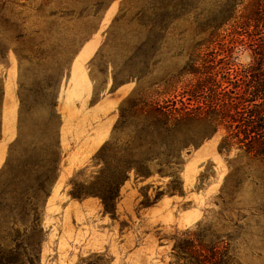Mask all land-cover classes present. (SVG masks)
I'll list each match as a JSON object with an SVG mask.
<instances>
[{
  "label": "rangeland",
  "instance_id": "1",
  "mask_svg": "<svg viewBox=\"0 0 264 264\" xmlns=\"http://www.w3.org/2000/svg\"><path fill=\"white\" fill-rule=\"evenodd\" d=\"M253 1L0 0V242L11 251L27 245L19 264H188L185 251H173L185 239L218 246L219 264H264V166L239 145L221 151L225 139L244 138L228 130L231 120L199 145L175 142V158L141 134L147 120L138 114L143 103L207 108L189 101L207 80L225 89L219 105L250 110L240 97L259 62L242 24ZM234 2L236 20L211 39L203 25ZM110 98L119 103L107 111ZM112 115L109 138L90 152ZM105 162L108 183L130 169L112 214L93 194L109 187L98 182ZM164 200L173 206L156 209Z\"/></svg>",
  "mask_w": 264,
  "mask_h": 264
},
{
  "label": "trees",
  "instance_id": "2",
  "mask_svg": "<svg viewBox=\"0 0 264 264\" xmlns=\"http://www.w3.org/2000/svg\"><path fill=\"white\" fill-rule=\"evenodd\" d=\"M234 4L233 6L232 3L227 4L226 7H229V9L222 10L219 16L211 21L208 20L209 22L207 21L203 25L205 27L203 29L204 33L211 31V39L215 38L214 32L224 28L229 22L236 20L237 4ZM242 27L245 28V33L251 40L252 49H254L253 53L258 56L259 62V65L253 69L252 81L246 86L243 95L240 97L242 106L245 103H249L253 107L250 110L243 108L244 110L240 112L241 110L238 111L235 105L226 106L224 103L219 105L221 100L217 95L219 93L218 90L225 89L216 85L215 82L211 85L210 80L198 82L189 96L190 103H192L193 99L198 100L201 98L208 101L209 105L207 108H202L201 106L192 108L191 104L189 106L182 104L180 108L176 106L167 108L159 104L148 105L143 103L142 105L140 103L142 106L138 109V114L147 120L141 130V134L150 136L159 146L160 152L165 154L173 152L175 153L174 157L178 158L179 153H176L178 152L176 150L178 146H176L175 142H180V145L184 148L190 145H199L223 125L220 120L230 119L231 122L227 126L228 130L231 131L235 126V129L238 130L237 134L243 135L244 138L239 139L238 142L225 139L220 145L221 151L231 150L233 146L239 145L247 155L252 156L264 166V0L253 1V9L246 17ZM251 27H253V31L250 32L249 29ZM210 38L206 41L210 42ZM206 64V71L211 75V71L214 72L216 68L213 65L209 66L211 61ZM225 70L228 69L225 68ZM192 71L194 74L199 72L197 68H192ZM235 123L236 125H234ZM167 147L172 148L168 149ZM104 152L105 149H102L100 155L105 161V158H103ZM105 165L106 167L101 172L98 182L99 184H107L109 187L107 189L101 188V190L93 194L102 200L105 211L112 214L116 209V200L119 197L118 190L123 182L127 180L130 169L126 166L121 170L117 169V171L113 172V176L108 183L105 182V178L109 172V166L107 162H105ZM137 171L142 176H146L150 170L146 164H143ZM115 173L118 176L115 177ZM26 248L27 245L22 242L17 246L16 251H11L6 246L2 247L0 242V264H19L21 254L17 252L22 250L25 255ZM173 251L175 253L185 251L188 255L187 259H189L188 264H219V256L221 254L218 246L197 245L196 241L192 239L177 242Z\"/></svg>",
  "mask_w": 264,
  "mask_h": 264
},
{
  "label": "crops",
  "instance_id": "3",
  "mask_svg": "<svg viewBox=\"0 0 264 264\" xmlns=\"http://www.w3.org/2000/svg\"><path fill=\"white\" fill-rule=\"evenodd\" d=\"M75 68H76V71L73 70V76H72V84H73L72 87L74 86V79L77 81L79 79V75H80L79 67H75ZM129 91H130V88L124 87L118 91V94L120 93L122 96L123 95L125 96L126 94H128ZM12 97H13V88L11 87L10 90L8 89V97H7L8 105L6 104V111L8 114L7 124H6L8 127L7 129H9V127H11V120H12V118H14L13 117L14 116V107H13V105H11ZM70 101L74 102V97L70 98ZM118 103H119L118 98L106 99L105 108H107V111H111L112 109H114V107H116L118 105ZM67 107H68V109H71V111H74V104L73 103H68ZM101 112H103V111L101 109H98L96 111V114H100ZM115 120H116V115H112L105 123H103L102 125H100L96 129L95 134L92 138V144H91L90 152H94L99 146H101L109 138L110 131H111L113 124L115 123ZM67 127L73 128L72 132L74 134V124H73V126H69L67 124ZM6 146H7V141L0 142V165L2 164L4 157H5ZM170 204H172V206H173L172 202H170L169 200L165 202V200H164V201L160 202L158 208H156V209H159V207H164V208L168 207ZM77 205H79V204H74V208ZM170 216H171V213L170 214L168 213L167 218H169ZM191 217H193L191 212H187L185 214L184 219L189 220V219H192ZM195 220H196V217H194L192 221H195Z\"/></svg>",
  "mask_w": 264,
  "mask_h": 264
},
{
  "label": "bare ground",
  "instance_id": "4",
  "mask_svg": "<svg viewBox=\"0 0 264 264\" xmlns=\"http://www.w3.org/2000/svg\"><path fill=\"white\" fill-rule=\"evenodd\" d=\"M91 51H92V47L91 46H88L87 49H86V51L82 54L81 58H83V59L87 58L89 56V54H90Z\"/></svg>",
  "mask_w": 264,
  "mask_h": 264
}]
</instances>
